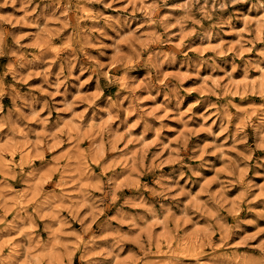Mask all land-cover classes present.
Instances as JSON below:
<instances>
[{
    "label": "rangeland",
    "instance_id": "1",
    "mask_svg": "<svg viewBox=\"0 0 264 264\" xmlns=\"http://www.w3.org/2000/svg\"><path fill=\"white\" fill-rule=\"evenodd\" d=\"M262 13L0 0V264H264Z\"/></svg>",
    "mask_w": 264,
    "mask_h": 264
},
{
    "label": "bare ground",
    "instance_id": "2",
    "mask_svg": "<svg viewBox=\"0 0 264 264\" xmlns=\"http://www.w3.org/2000/svg\"><path fill=\"white\" fill-rule=\"evenodd\" d=\"M259 1H260V0H259ZM185 3H187V2H185ZM184 5H185V4H184ZM261 7H262V5H261ZM84 11L86 12V8H85V10H84ZM262 11H263V10H262ZM85 12H84V13H85ZM262 15H264V14L262 13Z\"/></svg>",
    "mask_w": 264,
    "mask_h": 264
}]
</instances>
